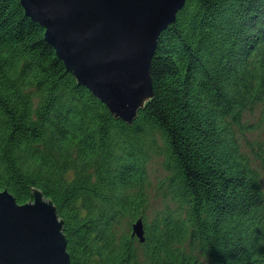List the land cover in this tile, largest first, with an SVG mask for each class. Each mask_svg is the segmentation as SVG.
Instances as JSON below:
<instances>
[{"label":"trees","instance_id":"16d2710c","mask_svg":"<svg viewBox=\"0 0 264 264\" xmlns=\"http://www.w3.org/2000/svg\"><path fill=\"white\" fill-rule=\"evenodd\" d=\"M45 32L21 0H0V189L53 201L72 264H204L198 251L264 264V140L249 137L264 132V0H187L132 122L78 83ZM155 155L171 203L149 219Z\"/></svg>","mask_w":264,"mask_h":264},{"label":"water","instance_id":"95a60500","mask_svg":"<svg viewBox=\"0 0 264 264\" xmlns=\"http://www.w3.org/2000/svg\"><path fill=\"white\" fill-rule=\"evenodd\" d=\"M187 0H21L79 84L127 122L153 94L152 61L161 33ZM63 220L40 189L19 203L0 189V264H72ZM145 240L143 218L132 224Z\"/></svg>","mask_w":264,"mask_h":264},{"label":"rangeland","instance_id":"374dc122","mask_svg":"<svg viewBox=\"0 0 264 264\" xmlns=\"http://www.w3.org/2000/svg\"><path fill=\"white\" fill-rule=\"evenodd\" d=\"M260 115V108L256 107L255 110L252 112H247L246 114V119L254 121L259 118ZM249 137L251 139H256L258 138L259 140H264V132L259 133L255 132L253 134L249 133ZM258 148V147H257ZM164 162V157L160 155H155L152 157L148 164V170H149V175H150V186L148 187V194H149V206L147 213L149 215V219L154 215V213L163 208L165 204L171 203L170 196H164L163 190L160 187V182L165 179L167 176L168 172L164 168L163 165ZM261 161H257V164L260 165ZM262 173H263V185H264V170L262 168ZM198 253L201 255V260L204 262V264H211L210 259L206 256L203 255L202 252Z\"/></svg>","mask_w":264,"mask_h":264}]
</instances>
